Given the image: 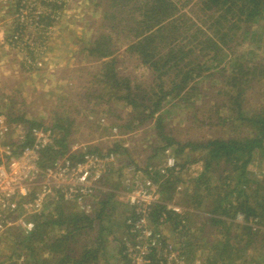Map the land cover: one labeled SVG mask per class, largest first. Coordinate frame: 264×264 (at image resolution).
I'll use <instances>...</instances> for the list:
<instances>
[{
	"label": "rangeland",
	"instance_id": "obj_1",
	"mask_svg": "<svg viewBox=\"0 0 264 264\" xmlns=\"http://www.w3.org/2000/svg\"><path fill=\"white\" fill-rule=\"evenodd\" d=\"M192 9L200 15L196 1L182 10L197 17L191 13ZM107 11H115L110 8L108 0H0V43L6 39L8 42L15 33L21 32L20 48H11L9 52L1 49L0 44V127L8 125L7 115L11 113L44 128L54 129L57 125L62 128L57 129V137L61 139L65 135L63 142L62 139L57 142L59 148L61 145L66 147L62 151H67L74 144L90 145L92 149L103 152L117 151L120 165L132 164L143 171L148 167L153 171L159 169L168 155L175 157L178 164L185 165L180 172L181 183L176 185L175 190L162 193L161 198L181 211L186 228L175 232V224L180 219L173 212L170 224L161 228L160 232L166 245L182 251L190 264L196 260L204 264L211 251L210 244L215 247L222 240L219 227L206 225L215 199L210 191L212 187H226L228 181H224V177L229 172L232 176V168L224 160H213L210 171L202 175L207 163L205 150L190 151V148H186L183 153L176 150L188 143L205 145L214 140L245 139L252 136L255 129L236 120L238 110L236 101L231 97L237 96L229 93V88L225 86L227 75L195 78L184 90H172L174 85L170 75L159 79L155 71L128 51L132 43L128 31L111 28L118 21L106 18L104 13ZM203 16L200 15V19ZM253 28L258 33V42L248 39L231 49L230 54L243 55L242 61L250 65H264V20L260 27ZM103 37H109L103 43L110 44L108 48L114 54L99 59V53L91 54L89 49L94 43H101ZM6 46L10 48L8 43ZM111 58L116 59L114 68L117 73L130 78V86L142 105L150 107L160 103L153 118H146L147 110L134 109L125 102L112 99L103 91L104 83L100 82L106 81L103 77L104 63ZM3 59L4 64H1ZM263 86L264 81L255 82L248 91L244 107L252 115L259 111L261 101H264ZM134 112L139 116L131 121V113ZM17 125L23 128L27 126L12 125L15 128H11L7 140L13 141L17 136ZM171 142L173 145H170ZM255 157L248 169L250 182L247 187L241 186L245 191L247 188L248 192L264 176V159L258 155ZM123 175L122 169L106 174L95 210L90 216L86 215L95 218L106 206L103 226L96 221L85 227L87 234L76 235V239L74 237L77 242L70 245L74 257L80 259L85 251L94 250L92 248L99 233L103 234L107 243L112 244L116 239V243L113 242L115 245L112 244V247L115 246L112 255L122 250L127 239L125 222L131 215L123 200ZM210 178L213 179L210 180L212 186L208 189V184L204 182ZM233 180L226 188L236 187L237 179ZM200 200L202 205L198 210L196 205ZM234 200L231 198L232 202ZM57 205H47V213L56 216ZM66 212L77 211L68 205ZM235 223L243 224L236 218ZM201 230H211L213 235L210 242L200 239ZM57 231L54 234L57 235ZM235 233L241 234L240 230ZM10 235L0 240V264H21L19 256L25 251L13 254L15 235ZM239 255L248 261L247 264H264V248H260L259 242L250 248L244 245ZM93 256V252L87 254L89 260L86 264H97L98 261L90 262ZM243 260L238 264H242ZM116 261L117 264H124L119 257Z\"/></svg>",
	"mask_w": 264,
	"mask_h": 264
},
{
	"label": "trees",
	"instance_id": "obj_2",
	"mask_svg": "<svg viewBox=\"0 0 264 264\" xmlns=\"http://www.w3.org/2000/svg\"><path fill=\"white\" fill-rule=\"evenodd\" d=\"M108 1L110 2V8L115 11L112 13L107 11L104 16L113 19V21H118V24L115 23L111 28L119 27L120 30L125 29L122 32L128 31V38L132 39L128 51L131 54H136L143 65H148L155 71L159 79L162 80L170 75L172 78L170 79L171 83L174 85L172 90L175 88L184 90L190 81L195 78H212L217 74L227 75L225 86L229 88V93L237 96L231 97L236 101L238 110L236 120L245 122L252 130L255 129L253 130L255 133L245 139L214 140L207 142L205 145L188 143L179 146L176 150L179 153H183L186 148H190V151L205 150L204 158L207 163H205L202 175L210 171L213 160H224L228 167L232 168V176L229 172L228 175H225L224 181H228L226 185L228 187L234 181L233 179H237L236 187L218 186V188L212 187L210 191L211 196L215 195V199L213 200L214 207L208 213L206 225L219 227L218 232L222 236V240L218 241L215 247L212 243L210 244L211 251L205 264H238L243 260L242 255H239V253L244 249V245L245 248H250L259 242L260 248H264V176L260 182H256V187L250 192L247 191V188L248 193L241 188L244 185L247 187L250 182L248 169L255 161V156L258 155L264 159V101H261L259 111L253 115L244 107L252 83L264 81V65L261 63L250 65L242 61L243 55L241 56L238 53L231 56L230 51L242 45L248 39L258 42V33L253 30V27H258V25L260 27L263 24L264 0ZM193 1H196L198 13L201 16L204 15L203 19H200V15H197V11L194 9H192L194 12L191 10V13L197 17H192V15H189L190 13L182 10ZM103 38L101 43H94L93 47L89 49L91 54L98 52L99 59L111 57L114 54L108 48L110 44L103 43L109 37ZM115 63V58H111L104 63L105 72L103 77L106 78V81L100 82L104 83L105 89L103 91H106V94H109L112 99L125 102L134 109L143 108L147 110L146 118L148 116L150 119L153 118L160 108V103L150 107L142 105L140 99H137L138 95L130 86V78L121 77L114 68ZM261 90L264 95V86L261 87ZM137 116H139V113H131V121L136 119ZM7 118L10 126L22 124L31 128L38 125L24 120L23 116L12 113L7 115ZM159 121L161 120L159 119ZM57 129L62 128L57 125L54 126L53 130L57 131ZM64 136L61 138L62 142L65 140ZM61 139L58 137L57 142ZM170 145H173V142ZM60 147L63 150L66 148L62 145ZM96 151L103 152L101 150ZM61 155V152H57L50 158ZM49 162L50 160H46L45 164ZM178 166L180 172L185 169V165L178 164ZM149 169L151 168H146L148 171ZM172 173L164 177L159 175L157 169L154 170L153 178L158 184L160 183V195L165 191L167 193L173 191V189L175 190L176 185L181 183V175L173 176ZM210 180L213 179L210 178L204 182L208 184V189L211 185ZM235 190H238L237 194H234ZM231 198H235L234 202L231 201ZM201 205L202 200L197 203L196 208L200 210ZM56 208V216L47 213V206L41 215L31 217L35 224L31 235L25 236L18 228L10 233L15 235L16 247L13 254L18 251H25L21 252L23 254L20 255L25 256L21 264H47L49 259L44 257L46 254H56L66 248L65 263L67 256L72 255L68 245L74 240L80 229L89 227L96 221L102 227L104 213L107 212L105 206L103 211L96 214L95 218H91L81 213L76 214L78 212L67 213L68 204L57 205ZM163 212L169 214V218L172 215V212L166 211L165 207L159 206V210L154 212V220L157 221ZM237 213L244 215L243 224L235 223ZM176 217L180 219V215ZM255 220L257 222H254ZM179 225L180 222L177 221L174 229ZM56 229L65 233L52 236L51 234ZM238 230L241 232L240 235L235 233ZM212 235L211 230H201L200 239L210 242ZM244 241L245 243L242 246L241 244ZM103 244H101V247H103ZM123 250L124 246L122 252ZM97 251H85L82 260L72 263L86 264L89 260L87 254L93 252L96 256ZM20 256L19 259L23 258ZM58 263L62 264V261H58ZM247 263L246 260L242 262V264ZM188 264H190L189 261ZM256 264L260 263L256 262Z\"/></svg>",
	"mask_w": 264,
	"mask_h": 264
},
{
	"label": "built area",
	"instance_id": "obj_3",
	"mask_svg": "<svg viewBox=\"0 0 264 264\" xmlns=\"http://www.w3.org/2000/svg\"><path fill=\"white\" fill-rule=\"evenodd\" d=\"M7 43L12 49L20 48L21 32ZM13 127H0V239L17 228L25 236L31 235L35 228L31 217L41 215L52 203L68 204L78 213L91 215L106 174L122 169L123 200L131 211L125 222L127 239L122 257L128 264H188L185 254L169 248L160 232L170 224L169 214L163 212L154 220L159 206L176 215L181 211L161 198L160 183L153 178L152 169L146 172L132 164L120 165L117 152L100 153L86 144H74L62 151L56 131L50 128L17 125L16 138L7 140ZM57 152L62 155L51 159ZM46 160L50 162L45 164ZM157 170L164 177L172 172L173 176L180 174L177 160L171 155ZM236 219L244 223L242 213H237ZM179 222L175 232L186 228L184 215H180Z\"/></svg>",
	"mask_w": 264,
	"mask_h": 264
},
{
	"label": "crops",
	"instance_id": "obj_4",
	"mask_svg": "<svg viewBox=\"0 0 264 264\" xmlns=\"http://www.w3.org/2000/svg\"><path fill=\"white\" fill-rule=\"evenodd\" d=\"M7 40V39H6ZM6 40H4V42H2V43H0L1 44V49H4V50H7V51H9L10 52V49H11V47L10 48H6L7 46H6ZM15 50H13V52H14ZM19 51V50H18ZM16 52V51H15ZM1 64H4V59L3 60H1ZM6 64V63H5ZM16 138V137H15ZM14 138V139H15ZM10 139H12V138H10ZM146 169V168H145ZM71 206V205H70ZM74 208V207H73ZM75 209V208H74ZM76 211V210H75ZM257 221V220H256ZM263 229V228H262ZM87 230L88 229H85V228H83V229H80V231L77 233V235L80 237L81 235H85V234H87V233H85V232H87ZM55 232V231H54ZM54 232H53V234H51L52 236L53 235H55V236H59V235H61L62 233L64 234L65 232L64 231H62V232H60V231H57L58 232V234L56 235V234H54ZM75 239H76V237H75ZM72 242H77V241H75V240H73ZM95 242H96V244H95V246L92 248V249H94V250H98L97 252V255L96 256H93V257H91V259H90V262L91 261H98L97 262V264H103V259H104V264H117L118 262L116 261V258L117 257H119L120 258V260H122V262L124 263V264H128L127 263V261L122 257V250H120L119 251V253H118V251H117V253H116V255H112L113 253H115V252H113L112 250H113V248L115 247H112V244L113 245H115L114 243H116V239H113V242H112V244H111V242L110 243H107V241L104 239V237H103V234L102 233H99L98 235H97V238H96V240H95ZM97 242H98V249L97 248H95L96 246H97ZM104 243V244H103ZM101 244H103V247L101 248ZM70 245L71 246H73V244H71V242H70ZM70 245H68L69 247H70ZM86 247V246H85ZM66 248H64V250L62 251V252H59V253H56V254H46L44 257L45 258H48L49 259V263H47V264H59L58 263V261H62V264H73V263H76V261H80V260H82V257L80 258V259H78V257H74L73 256V254L71 255V256H67V259H66V261H65V263H64V257L66 256V252H67V250H65ZM73 253V252H72ZM103 257V258H102ZM158 257V256H157ZM156 259V258H155ZM206 261V260H205ZM73 262V263H72ZM117 262V263H116ZM200 260H196L195 262H194V264H203V262H201ZM87 263V262H86ZM206 263V262H205ZM204 263V264H205Z\"/></svg>",
	"mask_w": 264,
	"mask_h": 264
}]
</instances>
